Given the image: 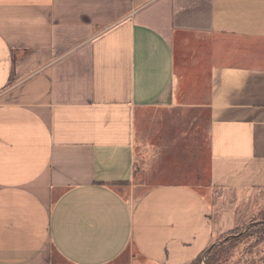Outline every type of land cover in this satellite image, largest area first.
I'll use <instances>...</instances> for the list:
<instances>
[{
  "label": "crops",
  "instance_id": "1",
  "mask_svg": "<svg viewBox=\"0 0 264 264\" xmlns=\"http://www.w3.org/2000/svg\"><path fill=\"white\" fill-rule=\"evenodd\" d=\"M241 204L264 0H0V264H192Z\"/></svg>",
  "mask_w": 264,
  "mask_h": 264
},
{
  "label": "rangeland",
  "instance_id": "2",
  "mask_svg": "<svg viewBox=\"0 0 264 264\" xmlns=\"http://www.w3.org/2000/svg\"><path fill=\"white\" fill-rule=\"evenodd\" d=\"M153 115L155 113L151 111L144 116ZM151 163L152 168L164 170L157 162L151 161ZM180 168L175 163L165 164L169 175ZM261 205L263 208L264 204ZM259 206L250 208L246 204H241L236 209L235 216L230 211L232 220L237 222L243 219L242 223L222 234L218 241L192 264H264V209ZM258 209L262 211H256Z\"/></svg>",
  "mask_w": 264,
  "mask_h": 264
}]
</instances>
